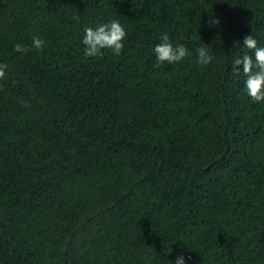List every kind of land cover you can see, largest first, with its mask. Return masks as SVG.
Segmentation results:
<instances>
[{"label": "trees", "instance_id": "trees-1", "mask_svg": "<svg viewBox=\"0 0 264 264\" xmlns=\"http://www.w3.org/2000/svg\"><path fill=\"white\" fill-rule=\"evenodd\" d=\"M111 18L124 51L85 57ZM165 31L214 62L155 67ZM249 34L264 0H0V264H264V103L231 67Z\"/></svg>", "mask_w": 264, "mask_h": 264}, {"label": "clouds", "instance_id": "clouds-1", "mask_svg": "<svg viewBox=\"0 0 264 264\" xmlns=\"http://www.w3.org/2000/svg\"><path fill=\"white\" fill-rule=\"evenodd\" d=\"M77 21L79 17H74ZM214 25L220 24V19L211 20ZM128 31L126 26L118 18H111L107 21L101 20L95 25H85L82 28L80 43L83 47V54L89 58L103 57L105 50H109L114 56H120L124 51ZM159 42L154 45L152 52L155 56V67L162 65H173L190 59L195 52L196 63L200 66H208L214 62L212 48L201 41V46L189 49L184 43H174L167 31L159 36ZM46 41L38 36H32L31 48L42 50ZM234 48L240 49V54L233 56L231 61L232 71L243 74V91L253 102L264 103V46H261L252 35H246L243 41H234ZM29 46L22 43H15L13 49L18 53H26ZM9 66L0 62V81L9 77ZM171 264H187L183 251L177 254Z\"/></svg>", "mask_w": 264, "mask_h": 264}]
</instances>
